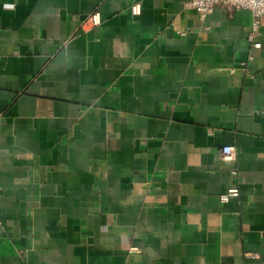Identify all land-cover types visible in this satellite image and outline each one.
<instances>
[{"label":"crops","instance_id":"crops-1","mask_svg":"<svg viewBox=\"0 0 264 264\" xmlns=\"http://www.w3.org/2000/svg\"><path fill=\"white\" fill-rule=\"evenodd\" d=\"M189 1L0 0V264H264V25Z\"/></svg>","mask_w":264,"mask_h":264},{"label":"built area","instance_id":"built-area-1","mask_svg":"<svg viewBox=\"0 0 264 264\" xmlns=\"http://www.w3.org/2000/svg\"><path fill=\"white\" fill-rule=\"evenodd\" d=\"M218 6H224L230 10L246 9L252 12L253 20L250 26L248 41L253 48H261L262 44L258 40L261 34V28L264 25V0H190L187 3L189 9H193L198 14L205 18L211 14ZM134 14H140L141 6L135 4L132 6ZM94 25L101 23V17L98 12L92 14L89 19ZM252 59V57L250 58ZM222 158L227 163H234L237 159V152L234 146L226 145L222 148ZM239 195V188L233 187L229 189L228 193L222 196L223 200H229L232 196ZM253 258H257V254H251Z\"/></svg>","mask_w":264,"mask_h":264}]
</instances>
